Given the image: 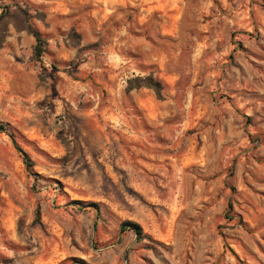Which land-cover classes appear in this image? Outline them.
I'll list each match as a JSON object with an SVG mask.
<instances>
[{
  "label": "rangeland",
  "instance_id": "1",
  "mask_svg": "<svg viewBox=\"0 0 264 264\" xmlns=\"http://www.w3.org/2000/svg\"><path fill=\"white\" fill-rule=\"evenodd\" d=\"M6 6L0 264H264V0Z\"/></svg>",
  "mask_w": 264,
  "mask_h": 264
},
{
  "label": "trees",
  "instance_id": "2",
  "mask_svg": "<svg viewBox=\"0 0 264 264\" xmlns=\"http://www.w3.org/2000/svg\"><path fill=\"white\" fill-rule=\"evenodd\" d=\"M5 18L12 19L10 21H6ZM40 19L43 20V16L40 13H36L35 16L30 15L28 11L19 7V6H6L2 13L0 14V41L4 38V34L2 35V31L6 32V24L8 22L12 23L16 30L25 31L27 34L32 36L35 40V46L33 47V54L36 60L40 59L44 52V45L46 44L43 40L41 34L33 28L31 24V20ZM16 20H18L16 22ZM19 22V23H18ZM141 88L152 90L158 100H162V84L153 79L152 76H147L144 78H134L127 81V85L125 88V92H130L132 90H140ZM0 134H7L10 137L11 143L17 153L20 155L23 164L25 165V169L28 173H30L33 164L30 157L18 146L16 143L14 136L12 134L7 133L6 129L0 125ZM127 230H130L134 233L136 238L139 240L143 239L142 230L139 225L134 223L125 222L120 226V233H123Z\"/></svg>",
  "mask_w": 264,
  "mask_h": 264
}]
</instances>
